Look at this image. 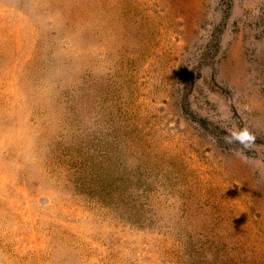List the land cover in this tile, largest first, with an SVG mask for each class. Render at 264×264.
Listing matches in <instances>:
<instances>
[{
  "label": "rangeland",
  "instance_id": "1",
  "mask_svg": "<svg viewBox=\"0 0 264 264\" xmlns=\"http://www.w3.org/2000/svg\"><path fill=\"white\" fill-rule=\"evenodd\" d=\"M0 264H264V0H0Z\"/></svg>",
  "mask_w": 264,
  "mask_h": 264
}]
</instances>
